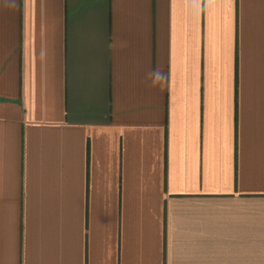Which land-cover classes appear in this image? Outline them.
<instances>
[{
    "label": "crops",
    "instance_id": "0c3cea01",
    "mask_svg": "<svg viewBox=\"0 0 264 264\" xmlns=\"http://www.w3.org/2000/svg\"><path fill=\"white\" fill-rule=\"evenodd\" d=\"M0 264H264V0H0Z\"/></svg>",
    "mask_w": 264,
    "mask_h": 264
}]
</instances>
